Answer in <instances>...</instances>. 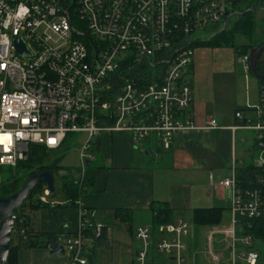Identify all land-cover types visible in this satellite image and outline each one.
<instances>
[{
	"label": "built area",
	"instance_id": "built-area-1",
	"mask_svg": "<svg viewBox=\"0 0 264 264\" xmlns=\"http://www.w3.org/2000/svg\"><path fill=\"white\" fill-rule=\"evenodd\" d=\"M242 1L0 0V168L25 161L31 145L57 151L82 134V166L104 132L126 135L137 146L155 138L169 150L178 132L197 128L185 117L193 104L197 33L220 24L227 28ZM18 43L26 55L19 53ZM240 62L248 72L249 56ZM255 112L258 122L246 126L262 139L264 85ZM205 128L220 127L212 119ZM260 147L257 166L264 169ZM220 184L231 191L232 226L224 232L230 262L258 264L253 240L238 234L241 222L264 218L262 189L239 188L235 174ZM49 195L46 187L42 201ZM85 216L82 211L78 231L64 240L69 264H88L89 233L95 238L103 233ZM189 233L190 224L179 219L166 225L154 244L151 229L138 227L135 238L142 248L136 263L153 264L157 254L161 264H185Z\"/></svg>",
	"mask_w": 264,
	"mask_h": 264
},
{
	"label": "crops",
	"instance_id": "crops-1",
	"mask_svg": "<svg viewBox=\"0 0 264 264\" xmlns=\"http://www.w3.org/2000/svg\"><path fill=\"white\" fill-rule=\"evenodd\" d=\"M242 57L233 48L195 47L193 104L185 117L197 128L178 132L169 150H163L155 138L137 146L126 135L104 132L93 142L92 158L77 168L79 175L63 168L54 176L56 193L44 202L49 206L25 209L29 229L60 234L63 245L78 231L83 211L88 221L103 227L99 238L89 233L88 264H137L142 243L135 231L138 227L152 231L153 207L165 203L173 211V221L186 220L189 214L185 264H231L230 241L224 235L232 226L231 191L220 183L238 168L257 166L261 152L260 132L246 123L258 122L255 107L263 85L250 65L245 71ZM259 60L264 63V51ZM212 119L219 129L205 128ZM62 178L86 182L91 189L72 205L62 190ZM205 202L215 206L204 207ZM198 209H220L221 222L196 227L193 214ZM13 244L17 245L16 239ZM239 249L243 250L240 244ZM152 260L162 262L157 254ZM18 264H69V255L53 256L44 247L21 248Z\"/></svg>",
	"mask_w": 264,
	"mask_h": 264
},
{
	"label": "trees",
	"instance_id": "trees-1",
	"mask_svg": "<svg viewBox=\"0 0 264 264\" xmlns=\"http://www.w3.org/2000/svg\"><path fill=\"white\" fill-rule=\"evenodd\" d=\"M256 4H258L259 7H264V0H243L240 5L241 10L239 14L233 16L235 21L230 28L221 30L217 34H214L209 40L195 41L193 47L208 46L213 48H233L236 50L239 57L248 54L253 48L260 47L263 42L257 41L258 21L255 16L256 10L247 12L249 8L256 6ZM256 9L258 10V8ZM262 34L264 35V25ZM239 38H242L245 42L240 44L238 41ZM257 70L260 74L264 75V63H261L260 60L257 63ZM260 84L264 85V81L260 80ZM66 142L57 151H51L45 146L31 145L29 147L28 158L25 161L20 162L15 168H0V198H10L13 196L34 173L48 171L55 176L63 169L61 160L64 157V154L62 153L66 151ZM260 144H263L264 146V136L258 141L257 146ZM54 153L55 157L51 160L49 157L54 155ZM235 174L239 188L243 190H251L258 187L262 189L264 197L263 168L251 164L236 169ZM261 181L263 182L261 183ZM61 184L67 200L72 205H75L79 198L91 189L89 186L90 184L75 179L62 178ZM45 189L46 185L44 183L38 184L29 194L24 204L14 212L15 224L7 264H18V251L21 248H49L52 242H58L61 240L60 234L34 233L29 229L30 224L29 219L25 214V209L28 207L30 210H38L49 206V204L41 201ZM55 193L56 191L53 194H50L49 197H53ZM221 218L222 212L220 209H198L194 211L193 224L196 227L216 226L221 222ZM173 222V211L168 204L161 203L153 207L152 234L154 244L162 235V230L160 229V231L159 228L163 226L165 227ZM241 224L244 229L240 236H249L253 242H259L262 245L258 248V246L253 244L251 249H255L259 253L261 250H264V218L251 221L245 220L241 222ZM21 230H25L24 235H20ZM14 239L17 240V245L13 244ZM90 253L92 254V251ZM89 255L90 254L88 253L87 256Z\"/></svg>",
	"mask_w": 264,
	"mask_h": 264
},
{
	"label": "water",
	"instance_id": "water-1",
	"mask_svg": "<svg viewBox=\"0 0 264 264\" xmlns=\"http://www.w3.org/2000/svg\"><path fill=\"white\" fill-rule=\"evenodd\" d=\"M256 8L250 9L249 11H255ZM258 10L264 11V7H258ZM18 51L22 55H26L27 52L24 50L22 43H18ZM264 51V42L258 48H253L249 54V65L251 73L258 79L264 81V75L260 74L257 70V63L260 59L261 54ZM148 155V153L146 154ZM40 183H44L50 194L55 192V178L48 171L32 174L22 188L10 198H0V263L7 264L11 242L12 233L15 224L14 212L19 209L24 202L27 200L29 194L36 188ZM49 253L53 256L64 255L66 253L64 246L58 242H52L49 246Z\"/></svg>",
	"mask_w": 264,
	"mask_h": 264
},
{
	"label": "rangeland",
	"instance_id": "rangeland-1",
	"mask_svg": "<svg viewBox=\"0 0 264 264\" xmlns=\"http://www.w3.org/2000/svg\"><path fill=\"white\" fill-rule=\"evenodd\" d=\"M258 7H259L258 4H256V6L251 7L248 10L253 9V8H258ZM255 16H256V19L258 21L257 41L258 42H264V35L262 34L263 25H264V11L256 10ZM234 21H235V18H233V17L230 18L228 20V23H227V28H230ZM223 29H224V25L220 24V25L215 26V27H211V28H208L205 30H200L197 33V38L200 40H209L214 34H217L218 32H220ZM238 41L240 44L245 42L242 38H239ZM85 139H86L85 134L70 137L68 139V141L66 142V151H64L62 153V154H64V157L61 160L62 167L66 168L70 171H73L75 175H79L77 168L81 167V158H80L81 145ZM88 154L92 155V150ZM53 157H55V153H54V155H51L49 158L52 160ZM56 187H57V192H58L59 191V183L57 180H56ZM212 206H215V204L209 203V202L204 203V207H212ZM188 217H189V214L186 216L185 221H190V220H188L189 219ZM253 244L258 246V248H260L262 246L259 242H253ZM240 252H242V251H240ZM240 252H236V254L238 255V254H240ZM258 262H259L258 264H264V250H261V252L259 254V261Z\"/></svg>",
	"mask_w": 264,
	"mask_h": 264
},
{
	"label": "clouds",
	"instance_id": "clouds-1",
	"mask_svg": "<svg viewBox=\"0 0 264 264\" xmlns=\"http://www.w3.org/2000/svg\"><path fill=\"white\" fill-rule=\"evenodd\" d=\"M20 12H21V13H26V12H27V9L24 8L23 6H21Z\"/></svg>",
	"mask_w": 264,
	"mask_h": 264
},
{
	"label": "snow or ice",
	"instance_id": "snow-or-ice-1",
	"mask_svg": "<svg viewBox=\"0 0 264 264\" xmlns=\"http://www.w3.org/2000/svg\"><path fill=\"white\" fill-rule=\"evenodd\" d=\"M0 142H2V141H0Z\"/></svg>",
	"mask_w": 264,
	"mask_h": 264
}]
</instances>
